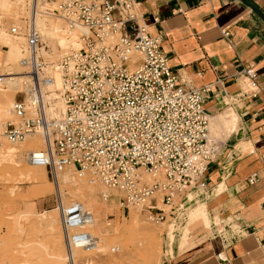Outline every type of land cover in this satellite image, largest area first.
Masks as SVG:
<instances>
[{"label": "built area", "instance_id": "1", "mask_svg": "<svg viewBox=\"0 0 264 264\" xmlns=\"http://www.w3.org/2000/svg\"><path fill=\"white\" fill-rule=\"evenodd\" d=\"M140 4L57 3L52 11L63 18L68 33L77 27L87 30L80 36L83 46L71 49L58 64L60 89L53 88L54 78L40 55L44 36L35 22L37 10L24 28L12 25L10 32H23L26 39L28 55L21 64L29 80L28 89L12 104L13 119L5 123L4 135L19 143L41 134L46 148L29 153L33 164L49 167L56 176L66 167L90 173L91 180L122 193L123 208L139 207L159 224L177 210L178 195L201 182L212 158L210 115L204 106L210 88L189 87L172 69L162 36L140 22ZM146 175L154 181L148 182ZM61 215L69 248H94L92 212L75 202Z\"/></svg>", "mask_w": 264, "mask_h": 264}, {"label": "crops", "instance_id": "2", "mask_svg": "<svg viewBox=\"0 0 264 264\" xmlns=\"http://www.w3.org/2000/svg\"><path fill=\"white\" fill-rule=\"evenodd\" d=\"M140 11L185 84L210 88V120L219 124L227 109L239 119L210 145L201 182L179 194L183 204L175 202L174 214L205 203L211 229L184 250H166L164 264H264V0H141ZM192 224L203 223L197 217Z\"/></svg>", "mask_w": 264, "mask_h": 264}, {"label": "rangeland", "instance_id": "3", "mask_svg": "<svg viewBox=\"0 0 264 264\" xmlns=\"http://www.w3.org/2000/svg\"><path fill=\"white\" fill-rule=\"evenodd\" d=\"M59 1L0 0V264H164L166 250H184L196 243L204 230L211 229L205 203H190L185 214L170 213L164 222L156 224L139 207L123 208L122 193L91 180L90 173L80 175L74 167H66L56 176L49 167L24 163L26 151L46 148L41 134L29 135L19 143L4 135L5 123L13 119L12 104L24 92L16 93L20 79L11 83L7 74L27 71L20 65L28 55L23 51L25 36L23 32L14 36L11 26L24 28L37 10L35 22L44 36L40 55L46 67L59 64L71 49L83 46L80 28L68 33L63 18L52 11ZM218 116L222 118L219 124L210 120L211 144L238 127L234 110L227 109ZM153 180V176L147 179ZM179 201L184 203L183 196L178 195L175 202ZM75 202L94 216L90 231L96 241L90 250L69 248L67 243L61 213ZM197 217L202 227L192 224L193 228H188Z\"/></svg>", "mask_w": 264, "mask_h": 264}, {"label": "bare ground", "instance_id": "4", "mask_svg": "<svg viewBox=\"0 0 264 264\" xmlns=\"http://www.w3.org/2000/svg\"><path fill=\"white\" fill-rule=\"evenodd\" d=\"M77 28H80V30L82 31V33L86 32L87 30L84 29V28H81V27H77ZM20 35V34H19ZM14 36H18V35H14ZM80 45H83V41L80 40ZM26 43V42H25ZM62 43V42H61ZM63 44V43H62ZM63 48V47H62ZM23 51L24 53L27 55L28 51L26 49V44L24 45L23 47ZM27 51V52H26ZM26 57V56H25ZM21 63V62H20ZM22 67L23 65L20 64ZM26 68V67H25ZM45 71L50 73L53 78H54V85H53V88L55 89H60L62 87V75H61V71L58 67V63L56 65H50V66H47L45 68ZM7 76H9V79H10V82L11 83H15L16 82V79L19 80L20 79V84L16 90V93L19 92V91H26L28 89V83L27 81L29 80V77H28V74H27V71H24L22 74H19V75H16L14 73H9L7 74ZM3 77L0 78V80H2ZM58 106L59 108L62 110L63 109V105H62V102H58ZM210 127V126H209ZM41 139V138H40ZM40 144L43 145L44 144V140H39ZM209 144L212 145L210 143V134H209ZM31 151H35V150H29V151H26L23 155V162L24 163H28L29 165L31 166H35V167H39L37 165L39 164H33L30 159H29V153ZM146 180L149 178V177H152L151 175H146ZM154 181V180H153Z\"/></svg>", "mask_w": 264, "mask_h": 264}]
</instances>
